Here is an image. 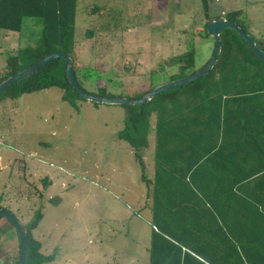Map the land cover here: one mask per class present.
<instances>
[{
  "label": "rangeland",
  "instance_id": "obj_1",
  "mask_svg": "<svg viewBox=\"0 0 264 264\" xmlns=\"http://www.w3.org/2000/svg\"><path fill=\"white\" fill-rule=\"evenodd\" d=\"M233 10L241 11L248 34L264 39V0H208L212 17ZM205 22L201 0H79L74 62L95 69L81 81L83 89L99 96L101 87L114 97L136 98L148 81L154 88L175 80L170 75L176 68L168 61L190 46L194 68H201L214 43L204 33ZM24 30L34 42L40 25L25 18ZM20 45L17 32L0 30V71ZM161 65L165 74L159 73ZM61 95L53 86L16 99L0 97V156L10 159L8 168L0 169V200L16 193L15 181L23 183L18 193L23 192L25 204L15 203L21 215L8 209L22 225L41 209L34 233L41 251L54 255L46 264H148L151 210L141 166L150 179L154 114L141 165L117 137L125 121L122 105H95L76 96L70 103ZM44 179L50 183L44 186ZM4 226L13 233L2 218L0 232Z\"/></svg>",
  "mask_w": 264,
  "mask_h": 264
},
{
  "label": "trees",
  "instance_id": "obj_2",
  "mask_svg": "<svg viewBox=\"0 0 264 264\" xmlns=\"http://www.w3.org/2000/svg\"><path fill=\"white\" fill-rule=\"evenodd\" d=\"M201 1L206 17L203 30L208 35L206 25L212 16L208 0ZM78 2L0 0V30L17 32L21 42L1 67L0 82L47 54L64 51L71 57L73 73L83 88L81 81L92 77L95 69L79 68L74 62ZM221 16L248 33L240 10ZM25 18L40 25L34 42L24 34ZM90 36L91 30H86L85 37ZM254 40L264 52V39ZM220 43L217 61L204 76L164 91L146 104L122 105L125 121L117 137L129 144L141 165L140 152L148 145L149 123L155 116L150 179L141 166V177L149 185L146 197L151 210L148 264H264V61L231 29L220 33ZM213 50L214 43L211 53ZM194 54L190 46L168 61L170 68H176L171 79L197 70ZM159 71L166 73L163 65ZM147 84L148 89L136 98L153 88L149 81ZM53 86L61 90L63 101L72 103L75 96L80 98L66 78L61 58L5 87L0 97L16 99ZM98 90L99 96L114 97L105 94L104 88ZM49 183L43 180L44 186ZM41 218L38 208L32 220L21 224L26 264H46L54 258L41 251L40 242L32 235ZM9 260L18 264V252L14 259H5Z\"/></svg>",
  "mask_w": 264,
  "mask_h": 264
},
{
  "label": "water",
  "instance_id": "obj_3",
  "mask_svg": "<svg viewBox=\"0 0 264 264\" xmlns=\"http://www.w3.org/2000/svg\"><path fill=\"white\" fill-rule=\"evenodd\" d=\"M224 29H231L236 32L247 43L252 52L262 61H264V52L256 45L254 38L250 34L246 33L241 27H239L235 21L231 19H226L224 16L220 15L212 17L206 25V33L211 36L214 41V50L212 55L210 56V59L201 68L197 69L194 73L157 85L139 98L106 97L92 95L88 93L77 82L72 70V59L64 51H55L50 54H47L41 59H39L37 62H35L33 65L17 72L14 75L7 77L6 79L0 82V92L10 84L17 82L34 73L46 62L55 58H61L65 62V75L68 82L72 86V89L76 91V93L82 99L92 101L96 104L102 103L118 105H143L146 104L150 99L164 91L183 86L207 74L213 68L217 61V57L221 50L220 33ZM0 215L6 218L11 223L12 227L14 228L17 234L18 264H26V236L23 227L21 226L16 216L9 209L0 207Z\"/></svg>",
  "mask_w": 264,
  "mask_h": 264
},
{
  "label": "crops",
  "instance_id": "obj_4",
  "mask_svg": "<svg viewBox=\"0 0 264 264\" xmlns=\"http://www.w3.org/2000/svg\"><path fill=\"white\" fill-rule=\"evenodd\" d=\"M5 158H6V156H4V154L2 153V156H0V164H1V168L0 169H3V170L6 169V168H8L7 164H9V161H10L9 158H6V159ZM14 183H16V184H14ZM14 183L12 184V187L11 188H13V189L16 188L17 189L16 190V193L14 194L15 196L8 194L7 196L4 197L3 200L2 199L0 200V204L3 205V206H7L8 208H10L12 206L11 208L17 210V212H18V211H20V207L17 206V204H15V203L18 201L20 203V205H24L25 204V199H24L25 197L23 195V192H21L20 194L18 193V189H22L23 183L22 182H19V181H15ZM18 186H21V187L20 188H17ZM1 196H3V194ZM10 211L12 212L11 209H10ZM18 213L21 215V212H18ZM1 219L2 218H0V222H1ZM18 220H19V218H18ZM36 227L32 231V235H33V237L35 239H37L40 242L41 240L38 238V236L36 235V233H34V231H36ZM13 230H14V228H13ZM3 231H2L3 233L0 232V241H1L0 242V244H1L0 249H2L3 254L8 252L11 255L8 257L7 255L4 254L5 257L0 258V260L14 259L15 255L18 252V239H17V234H16L15 230L12 233L10 231V228L9 227L6 228L5 226H4Z\"/></svg>",
  "mask_w": 264,
  "mask_h": 264
},
{
  "label": "built area",
  "instance_id": "obj_5",
  "mask_svg": "<svg viewBox=\"0 0 264 264\" xmlns=\"http://www.w3.org/2000/svg\"><path fill=\"white\" fill-rule=\"evenodd\" d=\"M0 264H14V262L11 260H9L8 262H6L5 260H0Z\"/></svg>",
  "mask_w": 264,
  "mask_h": 264
}]
</instances>
